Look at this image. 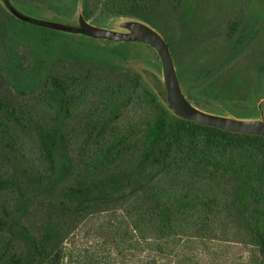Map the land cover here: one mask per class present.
Wrapping results in <instances>:
<instances>
[{"label": "trees", "instance_id": "16d2710c", "mask_svg": "<svg viewBox=\"0 0 264 264\" xmlns=\"http://www.w3.org/2000/svg\"><path fill=\"white\" fill-rule=\"evenodd\" d=\"M176 1L107 5L156 29L172 54L154 15ZM0 8L39 45L88 39L110 66L49 73L20 103L5 91L0 64V264H264L263 136L169 112L165 95L125 65L132 57L122 46L153 52L147 45L28 23L11 0ZM240 245L247 256L230 262L227 248Z\"/></svg>", "mask_w": 264, "mask_h": 264}, {"label": "rangeland", "instance_id": "374dc122", "mask_svg": "<svg viewBox=\"0 0 264 264\" xmlns=\"http://www.w3.org/2000/svg\"><path fill=\"white\" fill-rule=\"evenodd\" d=\"M11 1L27 17L49 22L62 19L73 26L79 10L86 13L90 24L109 30L112 28L107 25L116 17L107 0ZM154 21L173 42L176 74L183 94L193 105L210 113H258L257 105L264 99V0H177L160 6ZM233 23L237 25L234 32L230 30ZM29 34L0 8V64L5 91L20 103L31 102L45 77L64 67L94 64L110 69L97 55L101 51L88 39L63 36L55 46L39 45ZM121 49L132 57L125 65L140 73L150 88L165 95L155 51L133 46ZM112 53L110 49L108 54ZM235 103L241 106L235 107ZM261 109L264 112V103ZM39 193L34 189L29 195ZM26 206L23 202L13 217H20ZM248 251L244 245L231 246L225 254L230 262L240 261Z\"/></svg>", "mask_w": 264, "mask_h": 264}, {"label": "water", "instance_id": "95a60500", "mask_svg": "<svg viewBox=\"0 0 264 264\" xmlns=\"http://www.w3.org/2000/svg\"><path fill=\"white\" fill-rule=\"evenodd\" d=\"M25 22L47 27L63 32L78 31L95 40H106L112 43H141L152 48L160 62V78L165 87L166 108L173 115L192 121L199 125L218 128L228 132L264 137V112L261 107L262 99L257 105V114L248 116H234L227 112L210 113L193 105L183 94L172 54L163 36L148 23L132 17L116 16L110 26L105 29L90 24L83 16L81 10L76 13L75 25H67L62 19L59 22H49L30 18L21 13ZM149 65V63H146ZM151 90H153L151 88ZM160 98V94L153 90Z\"/></svg>", "mask_w": 264, "mask_h": 264}]
</instances>
